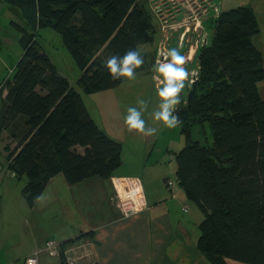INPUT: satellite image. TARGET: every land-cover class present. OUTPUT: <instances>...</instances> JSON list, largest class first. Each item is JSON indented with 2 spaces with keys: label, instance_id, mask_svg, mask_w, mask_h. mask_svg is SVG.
Returning a JSON list of instances; mask_svg holds the SVG:
<instances>
[{
  "label": "trees",
  "instance_id": "obj_1",
  "mask_svg": "<svg viewBox=\"0 0 264 264\" xmlns=\"http://www.w3.org/2000/svg\"><path fill=\"white\" fill-rule=\"evenodd\" d=\"M2 1L19 10L25 24L15 23L23 54L0 86V97L7 90L0 140L7 131L16 143L5 147L8 166L27 177L23 195L34 207L57 174L69 184L110 179L123 162V144L99 127L82 94L58 73L38 41L39 29L61 35L80 69L79 86L93 94L124 80L111 79L103 67L112 55L137 49L144 63L136 73L147 69L149 53L140 46L154 43L158 28L150 0ZM212 20L210 42L197 52L198 78L177 106L186 143L174 154L176 178L204 213L196 247L210 264H264V65L253 41L260 24L249 4ZM86 236L91 232L62 247ZM60 264H68L63 253Z\"/></svg>",
  "mask_w": 264,
  "mask_h": 264
},
{
  "label": "rangeland",
  "instance_id": "obj_2",
  "mask_svg": "<svg viewBox=\"0 0 264 264\" xmlns=\"http://www.w3.org/2000/svg\"><path fill=\"white\" fill-rule=\"evenodd\" d=\"M207 1L190 0L191 8L188 9L193 12H201V18L207 19L204 27L202 24L198 30V33H201L199 36L200 47L203 38H206L208 43L210 42L213 32L214 10H210V8L208 12L202 13L208 6ZM213 3L219 11L246 4L254 7L261 30L253 38V41L262 52L264 65V0H213ZM149 6L147 5V8L151 9ZM154 22L157 23L158 31H160L159 21L155 18ZM15 23L25 24L19 10L0 0V86L7 79L12 78L13 71L23 54V47L20 43L21 31ZM37 37L43 51L56 65L58 73L66 77L71 86L82 94L99 127L123 144V159L125 155V161L123 160L124 163L120 167L135 168L144 172V175L141 174L148 188H155L154 181L160 182L162 186L165 184V180H169L171 183L176 182L174 154L184 147L186 140L177 123L173 124L165 118L153 121L150 116L157 106L159 100L157 90L161 87L156 74L153 79L150 66L136 73L134 79L124 78L116 88L86 94L77 82L80 69L64 45L61 35L52 27H42L39 29ZM148 47L141 45L140 49L144 50ZM157 51L158 49L156 58ZM196 58L197 56H193L191 60L185 61L191 70L199 69V62L198 59L196 62ZM189 77L190 72L186 75L185 85L181 89L182 98L177 102L176 107L187 96L190 86ZM259 85L261 96L264 99V80ZM140 99L148 103V109L143 114L146 127L159 125L151 136L138 133L135 130L129 132L124 123L127 108L138 107L137 101ZM5 133L0 140V264L20 262L36 249L43 247L44 244L41 246V242L48 238L59 242L63 238L61 234L65 232L66 228V218L60 203L49 205L45 202L49 196L42 204L34 207H30L26 202L23 189L27 184V177L25 175L15 176L9 168L8 152L5 147L9 145L10 149H13L16 143ZM209 134L208 130V136ZM194 138L200 137L195 133ZM78 150L82 151L83 149L79 147ZM195 231L200 235L198 225H196ZM40 256L41 264H60L58 257H52L46 253H42Z\"/></svg>",
  "mask_w": 264,
  "mask_h": 264
},
{
  "label": "crops",
  "instance_id": "obj_3",
  "mask_svg": "<svg viewBox=\"0 0 264 264\" xmlns=\"http://www.w3.org/2000/svg\"><path fill=\"white\" fill-rule=\"evenodd\" d=\"M189 4L190 0L181 3L175 23L187 22V26L191 28L187 36L193 37L194 34H198L202 24L204 27L207 19H202L199 11L188 10L191 8ZM213 6L211 0V10ZM155 16L154 20L155 18L158 20ZM184 32L183 27L177 28L174 32L172 49L180 48L179 38ZM160 36L161 32L157 30L154 43L144 49L149 53L150 73L153 79L156 74L155 55ZM190 44L182 48L186 54ZM198 50V47L193 49L192 57L197 56ZM6 93L5 89L1 95L2 100ZM1 107L2 102L0 109ZM5 134L8 136L7 132ZM123 160L125 161V155ZM141 173L144 172L135 168L119 167L113 175L138 177L142 181L146 207L131 217H126L115 201L111 178L93 177L69 184L63 174H57L50 179L35 205L42 204L49 196L45 202L49 205L60 203L63 207L66 228L61 234L63 238L60 243L91 232V236L77 239L63 247L76 264H210L196 247L199 238L195 231L196 225L199 226L204 218L199 206L187 197L176 177V182L165 180L163 186L160 182L154 181L156 186L153 189L147 187ZM46 240L40 245H45ZM24 259L17 263L21 264ZM228 263L244 264L233 260Z\"/></svg>",
  "mask_w": 264,
  "mask_h": 264
},
{
  "label": "clouds",
  "instance_id": "obj_4",
  "mask_svg": "<svg viewBox=\"0 0 264 264\" xmlns=\"http://www.w3.org/2000/svg\"><path fill=\"white\" fill-rule=\"evenodd\" d=\"M186 52L182 48L169 49L167 56L154 66L156 78L160 81L161 87L157 90L159 97L157 106L150 113L153 121H159L165 118L175 124L184 117L177 109V102L182 98L181 89L186 82V75L191 71L190 66L184 62ZM144 63L142 54L137 49L128 50L123 56L112 55L103 63L109 76L113 80L128 78L134 79L136 69ZM138 107H128L124 117V123L129 132L135 130L144 135H153L156 124L152 127H146V120L143 114L148 109L147 101L140 99L137 101Z\"/></svg>",
  "mask_w": 264,
  "mask_h": 264
},
{
  "label": "built area",
  "instance_id": "obj_5",
  "mask_svg": "<svg viewBox=\"0 0 264 264\" xmlns=\"http://www.w3.org/2000/svg\"><path fill=\"white\" fill-rule=\"evenodd\" d=\"M150 2L152 10L159 20L161 32V36L158 41V51L155 64L163 60L167 56L169 49H172V42L174 40L173 34L177 30V28L181 27L185 28V32L181 34L178 44L180 48H183L186 44L191 43L184 61L187 62L188 60H191L193 49H196V47H200L199 36H201V33L197 32L198 34H194L193 37H189L187 36V33L190 32L191 28L187 26V22L184 21L182 24L175 23L176 17L179 13V9L181 7V3L184 2V0H150ZM207 2L208 6L203 11L204 13L206 11L208 12L210 9V0H208ZM212 10H214L213 17H217L220 11L214 6ZM207 43L208 40L206 38H203L201 46L206 45ZM198 68H200V66H198ZM198 75L199 69L190 71V86L195 80H197ZM111 181L114 187V199L120 205L123 214L126 217L136 215L146 207L144 188L140 178L114 176L111 178ZM42 253H46L47 255L58 258L63 253L66 256L68 264H76V261L69 257L67 252L64 251L62 243L52 239L47 240L43 247L36 249L31 255L27 256L21 264H41L40 255ZM6 264L18 263L8 262Z\"/></svg>",
  "mask_w": 264,
  "mask_h": 264
}]
</instances>
